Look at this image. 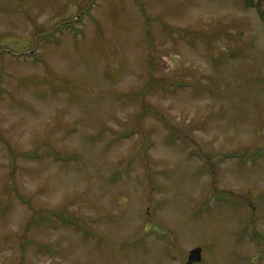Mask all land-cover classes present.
Here are the masks:
<instances>
[{
	"label": "rangeland",
	"instance_id": "rangeland-1",
	"mask_svg": "<svg viewBox=\"0 0 264 264\" xmlns=\"http://www.w3.org/2000/svg\"><path fill=\"white\" fill-rule=\"evenodd\" d=\"M136 2L0 0V264H264V0Z\"/></svg>",
	"mask_w": 264,
	"mask_h": 264
},
{
	"label": "trees",
	"instance_id": "trees-1",
	"mask_svg": "<svg viewBox=\"0 0 264 264\" xmlns=\"http://www.w3.org/2000/svg\"><path fill=\"white\" fill-rule=\"evenodd\" d=\"M134 2H136V0H134ZM137 3V2H136ZM259 15L261 16V19H263L264 20V11L262 10V11H260L259 12ZM167 28H169V27H167ZM179 30V29H178ZM182 31H184V30H182ZM185 32V31H184ZM53 33H55V31L53 32ZM48 36H51V35H49V34H47V36H46V38L48 37ZM45 38V39H46ZM201 39H202V36H201ZM193 42H194V36H192L191 35V41H190V43H191V46H193L192 44H193ZM207 43V42H206ZM204 45H205V43H203ZM209 45H210V43H209ZM243 51H244V49H243ZM238 53V50H237V48H232V49H230V51H228L227 53H225L224 51H222V52H220L219 53V55H218V58H216V57H212V61H213V63H215V62H221V63H223V61H224V59L225 58H227L228 59V57H231V58H233V56H236V55H238L237 54ZM243 53V52H242ZM241 53V54H242ZM237 57V56H236ZM63 81H62V83H65V86H71V83L69 82V80H66V79H62ZM50 83L51 82H53L52 81V79H50V81H49ZM163 82H166L165 80L163 81ZM49 83V84H50ZM148 85V84H147ZM145 86V87H142V92H138V91H136L138 94V96L139 97H141V96H143L144 94H149V92H151L150 90H149V88H148V86ZM163 85L164 84H162V87H163ZM149 86L151 87L150 89L152 90L153 88H154V85L153 84H149ZM168 86H169V84H168V82H166V85H165V88L163 87H161L160 89L162 90V91H166V90H168L169 88H168ZM146 88H148V89H146ZM156 90V89H155ZM122 94H124V93H122ZM121 94V95H122ZM128 95H129V93H127V94H125V95H122V96H120V95H118V100L121 102V103H123L124 104V102H126V101H128V100H137L138 99V96H136V95H134V99H129V97H128ZM123 98V99H122ZM150 109H145V110H143V113L141 112V114L139 113L138 114V116H139V118H143V116L144 115H146V113L149 111ZM153 113H155V114H157V113H159L158 111H153ZM161 114L159 113V121L162 123V124H164L165 126H167L168 127V123H166V120L164 119V116L163 115H161ZM177 133L176 132H174V130L173 131H171L170 132V134H169V136L167 137L168 139H169V141L170 142H174V141H176V138H177V135H176ZM180 138H181V142L183 143V144H186L187 143V139H186V136H180ZM0 140H2L3 141V138L1 137V135H0ZM145 147V146H144ZM145 149H146V147H145ZM38 153L36 152V151H29V152H26V153H20V152H18V153H15V154H13V156L14 157H21L22 159H24V158H31V161L32 160H38V159H42V157H39V155H37ZM192 154V153H191ZM75 155H77V154H75V153H73L72 152V154H70L69 156H62L58 151H51V158L52 159H54V161H60V162H62L63 164H68L69 162H71V160H73L74 158H75V160H77V158L79 157L78 155L77 156H75ZM206 157V156H205ZM204 157V158H205ZM26 159H24V160H26ZM74 161V160H73ZM205 166L203 165V167L202 168H204ZM14 174V173H13ZM115 177H117V176H115ZM215 192H213V193H216V202H218L219 204L221 203V199H220V197H222V199L223 200H225V204H230V203H232V202H234L235 201V195L234 194H231V193H224V192H217L216 190H214ZM12 192H13V194L19 199V200H21L22 198H21V196H20V194H18V191L17 190H15V189H12ZM212 193V194H213ZM148 201L150 202V205H151V207H149L150 209H152L154 212H155V210L156 209H159V208H153V206H154V204L155 203H157V204H160V202L157 200V201H153L152 200V198L150 197L149 199H148ZM207 201L208 200H206V201H203V205H202V209H207V208H209L210 207V205L209 204H207ZM198 211H201V209H199V210H196L195 212H194V214H200V212H198ZM145 215H149V212L147 211L146 213H145ZM148 218V217H147ZM43 220H45V219H37V220H35V222H34V220H33V222H32V224H35V225H38V227H42L40 224H41V222L43 221ZM29 227L28 228H31L30 226H32V225H28ZM74 227H76L78 230H80L79 229V225H77V224H75V226ZM29 241H31V240H29ZM32 244H34V245H36V244H39V243H35L34 241H32ZM44 244V243H43ZM40 246V245H39ZM43 246H46V247H49L48 245H43ZM141 246H142V248L144 247L142 244H141Z\"/></svg>",
	"mask_w": 264,
	"mask_h": 264
},
{
	"label": "water",
	"instance_id": "water-1",
	"mask_svg": "<svg viewBox=\"0 0 264 264\" xmlns=\"http://www.w3.org/2000/svg\"><path fill=\"white\" fill-rule=\"evenodd\" d=\"M187 260L185 262V264H193V263H197L201 260V249L200 248H195L192 249L189 253H188V257H186Z\"/></svg>",
	"mask_w": 264,
	"mask_h": 264
}]
</instances>
